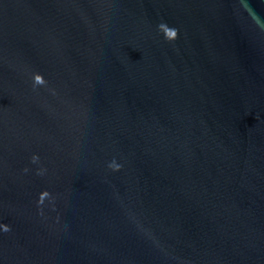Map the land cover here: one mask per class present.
Returning a JSON list of instances; mask_svg holds the SVG:
<instances>
[{
	"label": "water",
	"instance_id": "95a60500",
	"mask_svg": "<svg viewBox=\"0 0 264 264\" xmlns=\"http://www.w3.org/2000/svg\"><path fill=\"white\" fill-rule=\"evenodd\" d=\"M0 264H264V0H0Z\"/></svg>",
	"mask_w": 264,
	"mask_h": 264
},
{
	"label": "clouds",
	"instance_id": "9594fccd",
	"mask_svg": "<svg viewBox=\"0 0 264 264\" xmlns=\"http://www.w3.org/2000/svg\"><path fill=\"white\" fill-rule=\"evenodd\" d=\"M161 27H166V26H161ZM167 28V30H168V32H170L171 33V35H172V39L170 40V41H174L176 38H177V32H176V30H174V29H170V28H168V27H166ZM169 41V40H168ZM117 170H119V169H117ZM8 229H6V231H7Z\"/></svg>",
	"mask_w": 264,
	"mask_h": 264
}]
</instances>
